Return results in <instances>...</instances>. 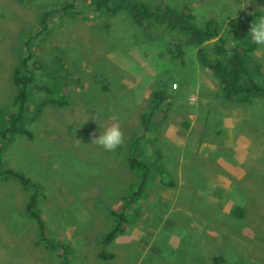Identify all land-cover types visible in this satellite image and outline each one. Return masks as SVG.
I'll list each match as a JSON object with an SVG mask.
<instances>
[{
    "label": "rangeland",
    "instance_id": "374dc122",
    "mask_svg": "<svg viewBox=\"0 0 264 264\" xmlns=\"http://www.w3.org/2000/svg\"><path fill=\"white\" fill-rule=\"evenodd\" d=\"M130 1L191 14L200 29L214 20L220 34L199 47L180 28L109 14L121 0H0V264H264V46L248 34L264 0ZM220 37L259 96L225 105L197 54L214 57ZM18 71L33 82L17 124ZM172 79L177 92L154 110ZM153 111L156 125L142 126ZM113 123L123 143L107 152L92 140ZM130 155L149 167L133 203L143 171Z\"/></svg>",
    "mask_w": 264,
    "mask_h": 264
},
{
    "label": "trees",
    "instance_id": "16d2710c",
    "mask_svg": "<svg viewBox=\"0 0 264 264\" xmlns=\"http://www.w3.org/2000/svg\"><path fill=\"white\" fill-rule=\"evenodd\" d=\"M109 0H96V4H98V9L101 8L105 3H107ZM122 2H113L114 6L113 8H109L107 12L111 15H116L119 11H126L130 15V17L139 25L142 27H148L152 23H159L161 26L163 24L164 28L168 29H174V28H180L181 31L185 34H188L190 36L191 43L197 46H201L206 41L211 40L213 37L218 36L220 34V30L218 27H216V21L209 20L206 24V26L203 29H200L195 26L193 23V16L191 14L183 15L178 14L172 11L170 8L165 7L166 9L163 10L159 7H155V9L151 8V3L149 4L150 7L146 5L144 2L137 3L136 1H130V0H121ZM52 14V13H50ZM43 22H46L43 20ZM32 37L29 38L28 43L31 42ZM179 40V39H177ZM225 40L224 38L220 37L219 44L215 45L213 47V53L214 57L210 58L207 54V52L203 48H199L197 51L198 56L200 57L203 68L207 67L212 71L215 78L218 80V88L224 90V95L227 98V103L225 105L230 104L234 98L235 95H239L241 97H244L246 101L250 100L251 97L259 96L263 89H261V86H258L255 81L253 80V76L250 72V70L247 69L245 66L244 60L241 57V54L238 52H235V49L232 52H229L226 47L224 46ZM237 46L240 45V43L237 42ZM31 58L25 57V60H30ZM37 62H34V65ZM162 75L158 77V81L162 80ZM14 83L18 87L19 91L16 96V99L14 101V107L17 109L18 113L11 119L12 121H15V123H20L22 120V116L24 113V106L26 103V100L28 99V85L33 82L32 76L29 73L27 77H23L20 72L18 71L14 76ZM181 85V82L178 79H172L170 80V85L163 84L159 90L155 92V99H154V110H156L158 107L162 108V105L170 99L171 94H174L177 92V89H173L172 85ZM209 91H211L209 89ZM246 92V93H244ZM203 103L202 106H205L209 103L207 99H202ZM243 100V99H242ZM53 105H60L65 106L63 104H58L56 100L51 99ZM223 101V100H222ZM244 101V100H243ZM171 103V101L169 102ZM154 111L145 113L141 117V122L147 123L148 121H151L156 125L158 120V117L155 119L154 117ZM165 115V114H164ZM165 118V117H164ZM17 123V124H18ZM189 124V123H187ZM12 129L13 123H12ZM172 146V145H171ZM159 151V150H158ZM130 163L132 164L133 170H139L141 169L143 171L142 173V183L137 187L134 188L128 197H126L124 200L129 202H135L139 199L147 177L149 173V167L148 165L140 161L138 157H132L130 155L129 157ZM7 174H11L14 177H17L22 184L29 188L31 184V179H28L26 176H24L21 173H16L13 171H8ZM36 200L37 196L32 195L30 202L28 203L26 210L28 214L37 220L38 225V231L40 233L45 232V226L44 221L40 217V215L36 212ZM128 205V204H127ZM125 209H128L125 207ZM119 219L122 221L124 219V215H119ZM40 226V229H39ZM115 234L114 232H110L107 237L104 239L105 243L110 242L114 238ZM102 258V257H101ZM114 258V255L110 254H104L103 258L104 260H111ZM214 264H224V258L221 256H215L213 258Z\"/></svg>",
    "mask_w": 264,
    "mask_h": 264
},
{
    "label": "clouds",
    "instance_id": "9594fccd",
    "mask_svg": "<svg viewBox=\"0 0 264 264\" xmlns=\"http://www.w3.org/2000/svg\"><path fill=\"white\" fill-rule=\"evenodd\" d=\"M248 34L257 46H264V13L256 16ZM110 119L117 121L118 118L112 116ZM92 141L104 151L111 152L123 143V133L118 123H113L111 126L105 127L103 131L100 130Z\"/></svg>",
    "mask_w": 264,
    "mask_h": 264
},
{
    "label": "crops",
    "instance_id": "0c3cea01",
    "mask_svg": "<svg viewBox=\"0 0 264 264\" xmlns=\"http://www.w3.org/2000/svg\"><path fill=\"white\" fill-rule=\"evenodd\" d=\"M175 243L177 242V236L175 237V241H174Z\"/></svg>",
    "mask_w": 264,
    "mask_h": 264
},
{
    "label": "bare ground",
    "instance_id": "6f19581e",
    "mask_svg": "<svg viewBox=\"0 0 264 264\" xmlns=\"http://www.w3.org/2000/svg\"><path fill=\"white\" fill-rule=\"evenodd\" d=\"M58 63V62H57ZM63 94V93H62ZM2 229V228H1ZM3 231V230H2ZM100 251V250H99Z\"/></svg>",
    "mask_w": 264,
    "mask_h": 264
},
{
    "label": "built area",
    "instance_id": "2783aa9c",
    "mask_svg": "<svg viewBox=\"0 0 264 264\" xmlns=\"http://www.w3.org/2000/svg\"><path fill=\"white\" fill-rule=\"evenodd\" d=\"M174 87L176 88V85H174Z\"/></svg>",
    "mask_w": 264,
    "mask_h": 264
}]
</instances>
